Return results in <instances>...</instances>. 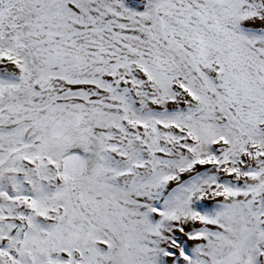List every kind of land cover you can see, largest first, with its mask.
<instances>
[{
    "label": "snow or ice",
    "instance_id": "obj_1",
    "mask_svg": "<svg viewBox=\"0 0 264 264\" xmlns=\"http://www.w3.org/2000/svg\"><path fill=\"white\" fill-rule=\"evenodd\" d=\"M0 264H264V0H0Z\"/></svg>",
    "mask_w": 264,
    "mask_h": 264
}]
</instances>
